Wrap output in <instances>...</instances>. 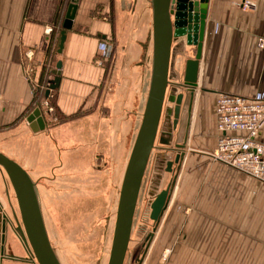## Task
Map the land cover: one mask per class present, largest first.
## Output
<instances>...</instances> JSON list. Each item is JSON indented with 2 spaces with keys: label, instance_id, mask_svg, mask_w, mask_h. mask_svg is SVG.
Returning <instances> with one entry per match:
<instances>
[{
  "label": "crops",
  "instance_id": "crops-1",
  "mask_svg": "<svg viewBox=\"0 0 264 264\" xmlns=\"http://www.w3.org/2000/svg\"><path fill=\"white\" fill-rule=\"evenodd\" d=\"M61 2L0 0V151L35 182L61 168L55 181L64 193L56 196L54 187L51 198L107 197L117 179L95 171L92 154L99 150L109 157L108 166L122 165L143 94L145 108L153 65L152 0L79 2L63 52L54 51V65L62 60L63 68L60 86L49 95L53 110L44 112L48 127L33 131L27 117L38 100L41 74L32 76L28 68L43 70L50 49L45 29L63 23L69 0L62 18ZM187 51L176 67L180 73L196 48ZM198 83L186 155L142 264H264V183L210 155L219 135L218 94L264 99V0L247 11L235 0H210ZM175 154L169 151L168 160ZM155 168L154 157L153 179ZM10 199L0 173V225ZM10 219L0 264H36L16 216Z\"/></svg>",
  "mask_w": 264,
  "mask_h": 264
},
{
  "label": "water",
  "instance_id": "water-1",
  "mask_svg": "<svg viewBox=\"0 0 264 264\" xmlns=\"http://www.w3.org/2000/svg\"><path fill=\"white\" fill-rule=\"evenodd\" d=\"M80 1L69 0L67 5L56 46V52L59 54L63 52L68 31L74 28ZM209 2L210 0H152L153 65L150 87L120 189L107 264H126L140 193L154 150L158 147L162 149V152L155 154L157 173L153 179V188H158L157 186L160 185L161 171L173 173V178L166 188L159 192H151L154 198L150 203V219L154 226L146 235L142 252L134 264L143 263L170 202L190 137L193 108L199 87V68ZM63 4L64 0L59 6L60 10ZM187 46L196 47V53L194 57L186 60L185 70L184 73L182 71V78H180L181 73L176 67L180 66L182 56L188 52ZM62 68L63 61L59 60L49 69L45 97H49L50 92L60 86ZM167 102L172 103V107H166ZM184 115L183 139L172 144L174 132L182 126ZM27 120L33 131L48 127L41 107H36ZM173 150L176 151L175 157L168 160L169 151ZM0 172L7 176L16 203L18 230L34 262L62 264L45 226L36 182L19 162L1 151ZM5 231L6 220L2 216L0 243L5 239Z\"/></svg>",
  "mask_w": 264,
  "mask_h": 264
},
{
  "label": "rangeland",
  "instance_id": "rangeland-1",
  "mask_svg": "<svg viewBox=\"0 0 264 264\" xmlns=\"http://www.w3.org/2000/svg\"><path fill=\"white\" fill-rule=\"evenodd\" d=\"M64 9L65 7H63L62 9L61 18L63 16L62 14L64 13ZM60 26H62L61 20H59V23L57 22L56 24L51 26L53 28V31L52 34L49 35L50 49L43 70L41 68H28V71L32 76L35 72L39 76L41 74V77L40 79L38 78V81L43 87H47L49 79V69L54 66V59L56 57V54L54 52L56 48V31ZM192 55L193 53H191V56ZM181 76L182 71L180 74V78H182ZM37 97L42 102L45 101L42 100V92L38 93ZM48 102L49 104H52L51 97L48 99ZM144 102L145 101L143 94L142 101L139 102V105L134 108L133 111V133L130 136L128 150L126 151V155L124 157L122 165L117 167L115 165L108 166V163L110 161L109 157L102 154L99 150H95L92 154L93 169L95 171H103L102 173L100 172L101 175L110 176L114 174L113 178L116 177L117 179L115 187L113 182L111 187H108V190L106 189L105 195H107V197L105 196L97 198L96 196H94L91 199L84 198L78 200L72 198L68 201L64 200L61 197L51 198L50 189L52 188H56V191H54L56 196H61L63 195L62 193H64V191L60 190V182L55 181L58 179V177L61 176V168H59L54 173H50L49 176L43 177L42 179L36 181L48 234L62 264H107L120 189L131 150L139 130V128L137 129V127L142 120ZM166 107H172V103L167 102ZM184 126L185 115L182 126L177 132H174V139L172 141V144H174L176 141L180 142L183 139ZM155 153L153 154V157L148 166V170L146 172V176L140 193L126 264H134L136 262V259L142 252V246L144 243V239L148 234L147 232L151 231L154 226L153 221L150 219V203L154 198V196L151 195V192H159L160 190L166 188L173 178V173H168L163 170L160 172V174L162 175L160 185L157 186L158 188H153V177H151V173L153 169ZM174 157H172L171 159H173ZM165 167L166 166L164 164V168ZM4 176L10 189V201L12 206L14 207V209H12L11 204L8 203V205H6V209L8 210V213L10 215L16 216V212L13 211L16 210V203L13 197V192L9 186L7 176ZM57 190L60 191L57 192ZM95 194L96 193H94V195ZM108 196L110 198H108ZM5 202L7 204V200ZM68 202L71 203L68 204ZM72 202L75 205V207L73 208H71V205L73 204ZM8 213H4V218L6 221H11L10 215H8ZM2 214L3 211L1 212V218Z\"/></svg>",
  "mask_w": 264,
  "mask_h": 264
},
{
  "label": "built area",
  "instance_id": "built-area-1",
  "mask_svg": "<svg viewBox=\"0 0 264 264\" xmlns=\"http://www.w3.org/2000/svg\"><path fill=\"white\" fill-rule=\"evenodd\" d=\"M235 3L244 11L257 6V0H235ZM52 31L51 26L46 28L48 36ZM31 55L30 51L29 58ZM46 88L38 82L35 85L36 95L44 93ZM48 99L45 94L42 99L44 102L38 98L35 108L41 107L46 113L52 112L53 107L49 105ZM215 113L219 135L216 147L210 153L212 159L264 183V142L260 140L264 129V99L219 93Z\"/></svg>",
  "mask_w": 264,
  "mask_h": 264
},
{
  "label": "bare ground",
  "instance_id": "bare-ground-1",
  "mask_svg": "<svg viewBox=\"0 0 264 264\" xmlns=\"http://www.w3.org/2000/svg\"><path fill=\"white\" fill-rule=\"evenodd\" d=\"M195 48H196V47H195ZM34 182H35V181H34ZM36 191H37L38 200H39V204H40L41 212H42L43 219H44V214H43L42 206H41V203H40V199H39V194H38L37 186H36ZM44 222H45V219H44ZM45 226H46V222H45ZM46 229H47V226H46ZM47 232H48V230H47ZM19 235L21 236L20 231H19ZM50 240H51V239H50Z\"/></svg>",
  "mask_w": 264,
  "mask_h": 264
}]
</instances>
